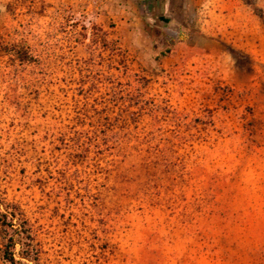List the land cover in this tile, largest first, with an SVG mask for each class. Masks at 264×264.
I'll return each instance as SVG.
<instances>
[{
	"label": "rangeland",
	"instance_id": "1",
	"mask_svg": "<svg viewBox=\"0 0 264 264\" xmlns=\"http://www.w3.org/2000/svg\"><path fill=\"white\" fill-rule=\"evenodd\" d=\"M4 205L14 264H264V0H0Z\"/></svg>",
	"mask_w": 264,
	"mask_h": 264
},
{
	"label": "trees",
	"instance_id": "2",
	"mask_svg": "<svg viewBox=\"0 0 264 264\" xmlns=\"http://www.w3.org/2000/svg\"><path fill=\"white\" fill-rule=\"evenodd\" d=\"M0 217L3 219V224L9 230V233L6 234V243L0 253L1 258L11 264L16 263L15 249L18 246V257L24 261L33 262L37 250L33 245V235L27 222L23 221L16 209L10 208L7 205H4V212L0 214Z\"/></svg>",
	"mask_w": 264,
	"mask_h": 264
}]
</instances>
